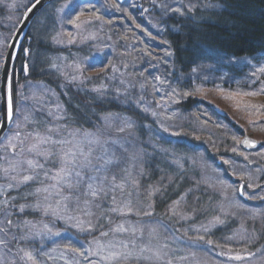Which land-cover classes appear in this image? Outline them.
<instances>
[{"label":"trees","instance_id":"obj_1","mask_svg":"<svg viewBox=\"0 0 264 264\" xmlns=\"http://www.w3.org/2000/svg\"><path fill=\"white\" fill-rule=\"evenodd\" d=\"M0 1V40L8 37L4 43L9 45L17 23L22 19L20 13L26 10V5L29 6V0ZM186 1L192 6L185 7L181 13L169 12L153 0H141V6L138 7L141 10L144 8L145 14L153 17L154 22L162 28V35L170 43L173 76L187 86L192 84L195 72L204 71L216 76L214 73L217 69L214 68L217 66L230 69V77L250 76L251 67L258 66L264 60V0ZM60 5L58 0L38 15L14 64L12 76L17 114L13 126L16 130L12 127L9 133L20 131V137L14 141L19 144L18 141L23 140L20 149H24V152L19 150L17 153L18 144L15 150L11 147L5 150V146L0 144V165L6 167L5 158L11 160L15 157L20 160L35 159L45 167L43 170L36 169L40 181H31L23 186H18L21 184L10 180L0 170V207L5 202L9 205V218L13 220L10 232L17 233L16 225H23L31 218L37 219L39 223L43 221L39 214L41 211H35L31 206L29 190L36 189L41 180L45 182L51 177L49 174L46 177L45 171L55 174L60 167L57 155L47 159L39 155L35 157L27 151L24 142L36 143L34 137L37 133L42 137L50 136L52 140L70 141L73 136L78 140L83 134L96 131L107 120L119 116L134 122L133 142L143 150V175L139 185L143 194L142 209L151 208L152 218L167 227L174 238L164 241L158 239L155 243L157 248L163 247L169 252L161 256L160 264H166L169 259H173V264L189 263L192 258L185 254L184 244L194 240L204 244V241L196 238L202 234H206L205 240L213 237L224 241L231 237L238 241L241 234L248 230L245 234L252 240L247 239L245 244L252 241L258 245L264 244V221L247 223L244 228H240L235 217L222 215L221 209L226 199L218 189L207 185L206 170L199 168L201 164L193 165L191 162L192 156L200 158L205 165L218 163L225 175L233 179L229 171L231 164H225L224 161L235 155L232 152L235 142L226 136L222 128L212 123H202L190 114V110L197 105L196 98H188L179 104L184 114H188L185 121L179 122L182 131L177 136L161 131V138H157L160 129L156 119L138 105L136 89L119 80L127 66L118 63V56L105 71L90 73L84 68L83 76L73 80V75H79L75 71L77 64L82 66L94 55H98V60L103 62L102 58L107 51H98L94 44L96 40L74 42L62 37L58 32L61 12L56 11ZM92 24H95L97 30L101 28L96 38L101 39L106 35L109 41L112 31L107 23L97 21ZM63 40L66 43H59ZM7 48L0 47V51L6 53ZM22 49H30L31 55H25ZM57 56L62 59L55 61ZM244 59L250 64L237 68L231 63L235 60V63L242 62ZM2 63L3 60H0V76ZM25 64L28 65L27 73L23 71ZM256 75L258 80L264 78V73L261 75L258 70ZM84 76L91 79H84ZM123 79L128 80L126 76ZM255 80L256 76L252 84H249L251 88L258 82ZM222 119L231 124L226 116H222ZM16 124H19V129ZM116 138L118 140V134ZM57 146L60 149L53 153L58 154L66 145ZM25 173L20 171L21 175ZM21 175L17 180L21 179ZM10 184L12 187H9ZM23 204L27 207L21 212L19 209ZM105 206L99 207L92 219L93 231L83 232L86 243L101 239V232L111 236L118 234L119 231L114 229L119 225L121 216L112 211L109 205ZM170 209L178 212L174 214ZM217 217L221 219L217 220ZM0 219L4 220L3 214H0ZM58 223L61 232L72 231L62 219ZM205 228L209 230L208 233H205ZM14 242L17 243V240Z\"/></svg>","mask_w":264,"mask_h":264},{"label":"rangeland","instance_id":"obj_2","mask_svg":"<svg viewBox=\"0 0 264 264\" xmlns=\"http://www.w3.org/2000/svg\"><path fill=\"white\" fill-rule=\"evenodd\" d=\"M153 1L158 2L159 7H164L169 12L181 13L185 7L192 6L186 0ZM55 2H58V0ZM86 2L88 0H59L61 7L68 5L63 13H60L62 19L61 24L58 25V32L62 34V37L74 42L96 40L94 42L96 49L103 52L107 51V54L102 58L103 62L98 60V55H94L89 62L83 63L81 67L90 73H101L112 66L113 62H115L114 58L118 56V63L127 66L126 71L118 79L122 84L136 89V96L139 99L138 105L143 110L147 109V113L150 115L156 113V115L152 116L156 119L160 129L157 132V138L162 136L160 134L161 131L174 136H177L176 134L182 131V126L179 122L185 121L188 118V114H184V109L179 104L188 100V98H196L198 100L197 105L190 110V114L196 119H200L202 123H212L222 128L226 136L230 137L236 144L233 148L236 147L237 151H232L235 155L228 159L231 164L229 171L232 175L231 178L234 180L225 175L224 169L217 165L218 163L205 165L200 158L197 157L196 159L192 156L191 162L193 165L196 163L201 164L199 168L206 170L207 177L205 179L207 185L218 189L222 197L226 199L221 209L222 215L227 214L235 217L240 228H244L247 223H262L264 221V199L261 198L264 197V147L257 151H248L237 142H241L244 136H250L259 144L264 142V109H260L259 114H257V110L248 107L249 105H264V92L260 91L261 88H264V82L262 81L264 79L261 77L258 80L256 75L257 70L260 67H264V60L258 66H252L254 67L253 70L251 67L250 76H247V78L243 75L230 77L228 76L230 69L217 66L214 68L215 70L217 69L214 73L216 76L213 73H204V71H201V74L195 72L192 84L189 86L183 85L180 83L179 78L173 76V58L170 43L162 35L163 30L154 22L153 17L151 16V18L145 14L144 8L142 10L138 9L141 6V0L119 1L120 10L112 7L116 0H93L97 5L101 19L95 20L92 13L86 11L80 17V20L76 22L79 25L77 27L76 24H72L69 21L75 19V15L78 12L77 5H83ZM24 12L20 13L21 17H23ZM141 12L143 16H141ZM86 21H91V23H86ZM97 21L106 22L111 29L112 35L109 37V41L106 35L101 39L96 38L97 34L101 32V28L97 30L94 26L95 24L93 25L92 23ZM59 43H66V41L63 40ZM262 58L264 59V57ZM61 59L62 57L57 56L55 61H60ZM235 61L231 63L235 64L237 68L238 66L250 64L245 59L242 62L235 63ZM125 76L128 78L127 81L123 79ZM254 76H256L255 81L258 82L251 88L249 84H252L251 81ZM156 77L160 79L157 80ZM249 92L258 94L255 96L245 95V93ZM184 93H189V95L185 96ZM215 107L225 112V116L231 124L223 121V115L218 113ZM15 126L17 127V124ZM133 129V121L118 116L107 120L102 128L83 134L78 140H75L74 136L70 139L72 144L79 145L85 151L89 148L91 149L93 163H96V156H103L105 159L113 161L112 164L106 166L107 171L103 173H96L91 169H87L82 172V176L107 175L110 178L111 175L115 174L118 177L116 183L123 182L125 184L122 192L117 191L115 193L117 197L116 203H113L111 194L107 197L93 198L90 195H84L86 191L84 187L69 189L64 185L57 184V180L53 179L56 173L53 174V172L49 173L46 171L51 177L45 182L41 180L37 188L51 187L53 185L56 188L50 194L40 193L32 195L31 193H35V189L29 190L32 197L31 206H33V210L41 211L39 214L42 215L43 221L39 223L37 219L31 218L27 226L25 223L19 225V228L15 226L17 233H9L7 239L10 243L7 247L0 245V264H33L31 260L24 257V252H31L38 264H77V261L78 264H89V259L98 258L89 257L85 259V257H79L77 254L65 249V245L70 241L74 246L80 247L82 250L90 247L95 249L94 243H86V239L82 236L84 231L73 226L76 221L68 220L67 217L76 216L85 222L88 220L92 221L99 207L105 205H109L112 208L123 207V204L128 201L131 202L130 212L127 209L123 213L114 211L121 216L117 227L123 226L125 230L119 231L116 235H108L97 240L103 244L111 243L115 245L113 249L115 251L132 250L134 257H139V259L132 258L125 264H160L162 262V260L156 259L154 253L160 251L161 256L164 257L169 252L166 249L164 250L163 247L157 248L158 246L155 243L158 239L164 241L165 239L174 238L169 229L164 225L161 226L159 222L152 218V215H144V212L152 213V210L151 208L142 209L143 194L139 185L143 175V150L138 148L133 142ZM14 130H16L15 127ZM117 134L118 140L116 138ZM14 135L15 131L8 133L1 143L2 147L7 145L8 140L12 139ZM110 139H113V141ZM18 142L19 144L17 141H12L13 144L19 145L17 153L21 148V139ZM31 145V143L25 144L24 142V146H27V148ZM65 147H71V145H66ZM41 149H48L53 152L56 149H60V147L45 144L41 145ZM31 154L35 157L38 156L35 152ZM200 154L201 152L198 153V155ZM116 162L119 164L118 167ZM25 174H28V172ZM37 180L40 181L39 178ZM249 183L252 187H247ZM240 184L245 185V195H240L237 191ZM46 195H49L47 201L44 200ZM62 197L68 198L65 201L68 204V209L66 213L62 212L61 215L64 217L62 220L66 224L65 226L72 228L70 233L64 230V232H61L62 230L58 223L61 218L52 216L50 213L46 215L42 211L44 205L48 203L55 204V201ZM86 199L89 201L87 211L91 212V215H85L83 211ZM77 201H79V209H81L79 211L77 210ZM37 203L42 205L41 209L34 207ZM175 212L177 213L178 211L175 210ZM0 220V226H4V220ZM92 224L94 225L93 222ZM44 225H48L52 233L59 232L60 236L48 234ZM245 233H248V230ZM245 233L241 234L238 241L228 238L220 241L210 237L209 239L214 242L213 245H208L204 242V244H201L197 240L189 241L184 244L186 247L185 254L192 259L186 264H264V244L258 245L253 241L245 244L244 242L249 237ZM11 235L16 237L17 243L12 240ZM200 236H196V238L198 239ZM234 242L243 243L233 244ZM123 245H128V249H125ZM11 247H13L14 251ZM141 249H143L142 252ZM221 252L225 253V255H219ZM234 255H242L246 259L242 261L229 259L230 256ZM49 256L52 259H49ZM171 260L173 261V259Z\"/></svg>","mask_w":264,"mask_h":264},{"label":"snow or ice","instance_id":"obj_3","mask_svg":"<svg viewBox=\"0 0 264 264\" xmlns=\"http://www.w3.org/2000/svg\"><path fill=\"white\" fill-rule=\"evenodd\" d=\"M41 0H29V5H26V14L27 13H32L33 8L36 7L37 4H40ZM12 7H15V5H12ZM68 5H64L63 7L57 9L56 11L58 12H63ZM113 8L120 10V4L119 0H116V2L112 5ZM78 12L75 15V19H71L69 22L72 24H76L77 27L79 25L76 23L77 21L80 20V17L84 15V13L91 12L92 16L95 20H100L101 16L98 14L97 10V5L93 0H88L83 5H77ZM177 11H179L177 9ZM26 19L28 18L27 15L25 17ZM86 23H91V21H86ZM8 37L3 38V40H0V47H15V44L12 45H7L4 43ZM25 53V55L30 56L31 55V50L30 49H22ZM12 59V54L7 53L5 54L3 51H0V60L4 61V88L0 89V98L3 100V107H0V115L3 116V121L0 122V128L4 127L7 123H16V114H17V109L14 106V89H13V76L9 75L6 67L7 61ZM23 71L25 73L28 72V65L25 64L23 66ZM75 71L79 75H73L72 79L76 80L79 79L81 76H83L84 69L77 64L75 66ZM260 73H264V67H260L258 69ZM255 75V73H253ZM84 79H91L90 77L84 76ZM157 80H159V77H156ZM261 92H264V88H261ZM258 93L256 92H249L245 93V95H250V96H255ZM185 96H188L189 93H184ZM248 107L257 110V114H259L260 109H264V105H249ZM145 112H147V109H144ZM152 115H156V113H152ZM27 119V117H25ZM17 128L19 129V124H17ZM166 130V129H165ZM51 131V130H49ZM123 131V129H121ZM21 133L18 130L15 135L12 137V139L8 140V144L5 145V150H7L8 147L13 148L15 150L16 145L12 143L13 140L18 139L20 137ZM37 141V143L32 144L27 151L29 153L35 152L39 156H44L45 159H47L49 156L52 155H57L58 156V163L60 164L59 169L57 170L55 176L53 179L57 180V184H61L66 186L69 189H72L74 187H84L86 191L84 192L85 196H91L93 198H100V197H107L108 195L111 194L113 203H116V195L115 193L117 191H123L125 184L116 183L117 176L115 174L109 176L107 175H88V176H82V172H85L87 169H91L93 172L96 173H103L107 171V165L112 164V160H107L103 156H96V163H93L92 160V151L89 148L87 151H85L84 148L80 147L79 145H74L72 144L71 141L67 140H52L50 136L47 137H42L38 133L34 137ZM235 139V138H234ZM23 143V141H21ZM91 143V142H90ZM238 144L241 142H237ZM71 145V147H62L60 152L53 153L52 151L48 149H41V145ZM243 146L253 148L255 149L257 147V142L250 140V139H245L242 142ZM260 147H264V142H261ZM233 152L237 151V148L234 147L232 149ZM20 152L23 153L24 149H20ZM242 154V153H241ZM247 159V157H245ZM6 162V167L0 165V170L3 171L6 177H8L10 180L17 181V184H27L31 181H35L38 179V173L36 172V169H41L43 170L45 165L39 163V161L35 159H16L15 157L11 160L5 158ZM225 164L228 163L227 160L224 161ZM26 165L27 167H23ZM116 166L118 167L119 164L116 162ZM20 171L23 172H31L32 174H24L22 175L21 179L17 180V176L20 175ZM11 173H16V175H10ZM44 175L47 177L48 173L45 171ZM243 179V177H241ZM9 187H12L10 184ZM247 187H252V185L249 183ZM259 187V186H258ZM56 186L53 185L51 187H41V188H36L35 193H31L32 195L40 194V193H49L55 189ZM245 185L240 184L239 189L237 191L239 192L240 195H245L246 193L244 192ZM59 194V193H57ZM251 198V197H249ZM264 199V197H261ZM49 199V195H46L44 197V200L47 201ZM67 197H62L59 200L55 201V204L48 203L43 206V211L44 213L51 214L52 216H55L57 218H64L61 213L64 212L66 213L68 209V204L65 202L67 201ZM78 204V211L81 210L79 209V201H77ZM85 208L83 209L85 215H91V212L87 211L89 201L86 199L84 201ZM8 203L5 202L3 207H0V214H3L4 216V226H0V245H4L7 247V245L10 243V241L7 239L10 233V229L13 226V220L9 218V212H8ZM25 207L27 205H21L20 206V211L23 212ZM36 209H41L42 205L40 203H37L34 206ZM127 209L129 212L131 211V202L128 201L127 203L123 204V207L117 206L112 209V211L115 212H121L123 213L124 210ZM173 211L175 214L174 209H170ZM144 215L146 216H151V212H144ZM68 220H75L76 223L73 225L74 227L80 229L81 231H88L92 232L93 231V224L91 220H88L85 222L84 220L79 219V217L76 216H68ZM219 220V218H216ZM29 222H25V225L27 226ZM85 224L87 225L85 227ZM19 227V224L16 225ZM44 228L47 230L48 234L60 236L59 232L52 233L51 228L48 227V225H44ZM125 230L123 226H118L114 231H123ZM205 233H208V229H204ZM109 233L107 232H101V237H106L108 236ZM12 239L15 240L16 237L12 236ZM199 240L204 241L208 245H213L214 242L211 239L205 240V237L202 235L198 237ZM228 239H231L229 237ZM95 244V249L92 247L88 249H81L80 247L74 246L71 241L65 245L66 251L72 252L74 254H77L79 257H85V259H88L89 257H96L98 259H89V264H125V262L129 261L132 258L139 259V257H134L133 251L132 250H127V251H115L113 250L115 248V245L108 243V244H103L99 240H95L92 242ZM125 249H128V245H123ZM23 251V250H21ZM55 251V249H53ZM143 249H141V252ZM47 255V254H46ZM161 252L156 251L154 253V256L156 257L157 260L161 259ZM219 255H225V253L221 252ZM24 257H27L28 260H31L33 264H38V261L36 258L32 255L31 252H24ZM49 259H52L51 256L48 257ZM23 259V257H21ZM181 259H187L186 257H181ZM229 259L231 260H236V261H242L246 259L245 256L242 255H234L230 256ZM78 264V261H77ZM166 264H173V261L171 259L166 261Z\"/></svg>","mask_w":264,"mask_h":264},{"label":"water","instance_id":"obj_4","mask_svg":"<svg viewBox=\"0 0 264 264\" xmlns=\"http://www.w3.org/2000/svg\"><path fill=\"white\" fill-rule=\"evenodd\" d=\"M54 0H41L40 4H37L35 8H33V12L32 13H27L25 12L24 17L22 19V21L20 22L18 28L16 29L11 42L9 45L15 44V47H8L7 53H11L12 54V59L7 61L6 63V67H7V71L9 73V75H12L13 73V66H14V62L15 59L18 55V53L21 50V47L25 41V39L28 37V33H29V29L30 26L32 24V22L34 21V19L37 17V15L46 7L48 6L50 3H52ZM120 2H123L125 0H119ZM35 2V1H34ZM31 6V5H30ZM27 15V19L25 18ZM6 53V54H7ZM4 88V63L2 66V72H1V83H0V89ZM1 100V107H3V100L2 98H0ZM219 113L225 115V112L222 111L220 108L218 109L217 107H215ZM3 121V116L1 115V122ZM11 123H7L4 127L0 128V141L5 137L6 133L9 130ZM250 139L255 141L253 138H251L250 136H246L243 141L245 139ZM242 141V142H243ZM257 142V141H256ZM243 145V144H242ZM245 147V146H243ZM260 147V144L257 142V147L255 149L253 148H249V147H245L248 150H256Z\"/></svg>","mask_w":264,"mask_h":264},{"label":"bare ground","instance_id":"obj_5","mask_svg":"<svg viewBox=\"0 0 264 264\" xmlns=\"http://www.w3.org/2000/svg\"><path fill=\"white\" fill-rule=\"evenodd\" d=\"M13 127V124L11 123L10 127H9V130H8V133L10 131V129ZM3 142V140L0 141V144Z\"/></svg>","mask_w":264,"mask_h":264}]
</instances>
